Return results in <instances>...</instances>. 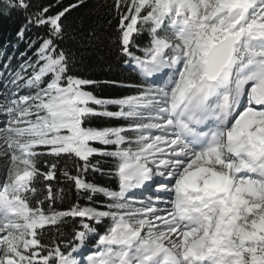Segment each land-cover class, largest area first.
Returning <instances> with one entry per match:
<instances>
[{
  "label": "snow or ice",
  "instance_id": "obj_1",
  "mask_svg": "<svg viewBox=\"0 0 264 264\" xmlns=\"http://www.w3.org/2000/svg\"><path fill=\"white\" fill-rule=\"evenodd\" d=\"M101 9L124 79L76 70ZM13 14L0 264H264V0H0ZM65 182L77 202L61 209Z\"/></svg>",
  "mask_w": 264,
  "mask_h": 264
},
{
  "label": "trees",
  "instance_id": "obj_2",
  "mask_svg": "<svg viewBox=\"0 0 264 264\" xmlns=\"http://www.w3.org/2000/svg\"><path fill=\"white\" fill-rule=\"evenodd\" d=\"M110 3L111 0H108ZM74 16L77 15L76 13L73 14ZM99 19L101 21L100 26L98 27V34L101 36V40L97 42L93 47L84 51L82 56V63L77 65V71L84 77L94 80H107L113 78V75L119 76L121 79H124L128 76L127 73L121 74L117 68V62L115 61L112 50H111V43L109 37L112 34V29L108 25V20L111 17L106 15V9H101L99 13ZM115 23V21H113ZM19 24V20L17 19L16 15L13 14L11 18L5 17L0 15V42L7 43V41L13 37V34ZM21 49L23 50V45H21ZM113 64V74L109 75L107 73V66L109 62ZM99 97H115L121 94H126L125 90L117 89L108 86H97L95 88H91ZM110 110H115L114 108H110ZM119 121L116 120H109L106 118H93L90 121V126L96 128H102L106 126H114L119 124ZM96 159L102 160L101 168L107 169L110 167V164L103 161V158L96 157ZM69 168L75 174V169L71 167V162H69ZM0 169L2 172V162H0ZM85 179L99 184L103 186H112L113 181H111L107 176H102L98 172H89L85 176ZM55 183V182H54ZM59 186H62L66 189L65 199L63 201H58L57 206L61 209H67L72 204L77 202V196L74 187L65 182ZM102 196H97L95 198L96 202L102 201ZM81 204H87L88 201L84 198H81L79 201ZM98 206V205H97Z\"/></svg>",
  "mask_w": 264,
  "mask_h": 264
},
{
  "label": "rangeland",
  "instance_id": "obj_3",
  "mask_svg": "<svg viewBox=\"0 0 264 264\" xmlns=\"http://www.w3.org/2000/svg\"><path fill=\"white\" fill-rule=\"evenodd\" d=\"M88 91H93L91 88H89V89H87ZM94 92V91H93ZM94 94L95 95H97L95 92H94ZM97 96H99V95H97ZM0 162H2V161H0Z\"/></svg>",
  "mask_w": 264,
  "mask_h": 264
}]
</instances>
